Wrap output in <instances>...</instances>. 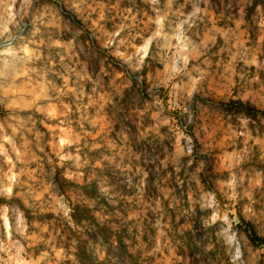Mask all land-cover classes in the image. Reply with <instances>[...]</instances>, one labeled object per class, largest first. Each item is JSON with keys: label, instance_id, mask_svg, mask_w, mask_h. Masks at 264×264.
Masks as SVG:
<instances>
[{"label": "rangeland", "instance_id": "1", "mask_svg": "<svg viewBox=\"0 0 264 264\" xmlns=\"http://www.w3.org/2000/svg\"><path fill=\"white\" fill-rule=\"evenodd\" d=\"M231 99L264 110V0H0V264H264V115Z\"/></svg>", "mask_w": 264, "mask_h": 264}, {"label": "trees", "instance_id": "2", "mask_svg": "<svg viewBox=\"0 0 264 264\" xmlns=\"http://www.w3.org/2000/svg\"><path fill=\"white\" fill-rule=\"evenodd\" d=\"M225 105L232 113L243 115L249 119H258L259 113H262L264 115V110H261L256 106L251 105L249 102H245L240 99H235V100L231 99ZM60 170L61 169H59L58 171L60 172ZM56 185L58 188L59 185L58 184ZM58 189L60 190L59 191L60 193H64V191H66L60 188ZM93 190H95V187L93 188ZM87 210L89 211L87 207L84 206L81 207L80 205H76L71 208L69 216L74 226L78 227L80 224H82V211L87 212ZM91 217L95 220L94 216ZM239 224H245L244 231L246 232L248 238L251 240L252 243H254L257 246L260 245L264 246V237L258 235L255 228L250 222L241 221ZM90 235L94 240H97L99 238L105 240V242L107 243V247H106L107 255L104 260H107L108 257H110L113 248H115L113 244V239L109 234L108 227L106 225H101V223H96V227L93 228V231L90 233ZM71 237H73L72 239H74V241L76 242L74 244L70 242L66 247H74L75 250L73 251V253L76 257V260L80 264H94V261L97 260L98 258L93 256L91 252L92 248L90 247L89 244L90 240L89 239L84 240L81 239L80 237H75L73 235Z\"/></svg>", "mask_w": 264, "mask_h": 264}]
</instances>
